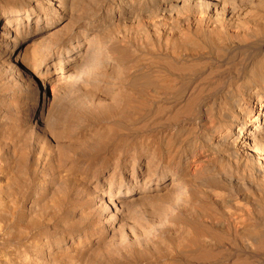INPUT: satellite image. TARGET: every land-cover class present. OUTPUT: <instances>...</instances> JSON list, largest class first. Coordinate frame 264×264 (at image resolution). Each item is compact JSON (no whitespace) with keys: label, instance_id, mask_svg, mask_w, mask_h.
I'll use <instances>...</instances> for the list:
<instances>
[{"label":"bare ground","instance_id":"obj_1","mask_svg":"<svg viewBox=\"0 0 264 264\" xmlns=\"http://www.w3.org/2000/svg\"><path fill=\"white\" fill-rule=\"evenodd\" d=\"M0 219L3 264H264V0H0Z\"/></svg>","mask_w":264,"mask_h":264},{"label":"rangeland","instance_id":"obj_2","mask_svg":"<svg viewBox=\"0 0 264 264\" xmlns=\"http://www.w3.org/2000/svg\"><path fill=\"white\" fill-rule=\"evenodd\" d=\"M5 228L6 227L4 225L3 219H0V229H2V230H0V233H1V235H0V252H1L0 253V264L5 263V258L7 256V252H8V250H10V247H8V243L4 242V237L6 238V232H7V229H5Z\"/></svg>","mask_w":264,"mask_h":264}]
</instances>
